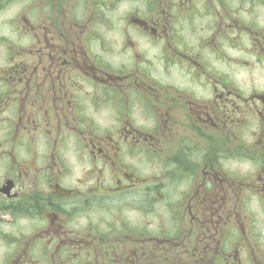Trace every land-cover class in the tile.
I'll return each mask as SVG.
<instances>
[{
  "label": "flooded vegetation",
  "instance_id": "af4514ba",
  "mask_svg": "<svg viewBox=\"0 0 264 264\" xmlns=\"http://www.w3.org/2000/svg\"><path fill=\"white\" fill-rule=\"evenodd\" d=\"M30 6L0 35V264H264V80H239L264 72V0ZM172 184L161 239L80 221Z\"/></svg>",
  "mask_w": 264,
  "mask_h": 264
},
{
  "label": "rangeland",
  "instance_id": "374dc122",
  "mask_svg": "<svg viewBox=\"0 0 264 264\" xmlns=\"http://www.w3.org/2000/svg\"><path fill=\"white\" fill-rule=\"evenodd\" d=\"M3 1V0H2ZM5 5L1 7L4 10V14L0 17V35L4 36L5 42L11 45L12 41H14L15 36L10 31L4 21H10V19L18 14L19 23L17 24L20 31H24L23 22L28 20L27 11H30V2L31 0H4ZM23 15V17H22ZM31 15V14H30ZM6 18V20H5ZM114 21V18H112ZM12 22V21H11ZM117 24V23H116ZM11 26H15V23L12 22ZM29 40L21 39L17 42L19 47L27 46ZM18 47L10 51L7 57H20L21 55L25 56L26 53L23 51L18 54ZM21 56V57H23ZM5 56L1 55V58ZM27 60V59H26ZM249 75H253L258 80H264V72L258 69L255 66L254 70H242L239 73V80L246 79ZM155 151L157 156L159 157L158 150L152 148ZM152 153H154L152 151ZM160 161V160H159ZM156 159L151 158L150 167L151 171H148V174H151V177H158L156 175V171L160 169L161 163ZM160 173V171H158ZM159 185H163V183H159ZM152 186V185H151ZM174 185H171L170 190L167 191L169 197L165 199L164 202L160 200V196L162 194L158 191L152 190L153 193L148 197L143 195V191H139L138 196L132 201L130 206L123 207H112L110 204L107 206H103L102 208H96L94 210H90L87 214L85 211L80 215V221L82 219V223L85 225V230H88L91 227H101L100 232L105 231L104 233L112 234L115 233L116 237L119 241L122 242V247L124 245L127 246L125 248V252L132 250L137 245V241L139 239L145 238L146 235H150L153 237H157L161 239L162 236L170 234L171 232L177 231L180 224L178 225L176 214L173 222L171 223V219L173 216V211L171 208H168L170 204L175 202V193H174ZM166 191V190H165ZM165 191L164 194H165ZM151 200V201H150ZM102 204H106L103 202ZM127 205V204H125ZM174 205V203H173ZM73 226L77 227L78 218L72 217ZM115 225V229L111 230L110 226ZM124 241H127L124 244ZM134 241V242H133ZM138 247V246H137ZM120 251V248H118ZM124 250V248H123Z\"/></svg>",
  "mask_w": 264,
  "mask_h": 264
}]
</instances>
